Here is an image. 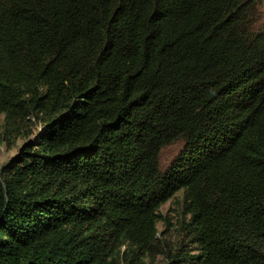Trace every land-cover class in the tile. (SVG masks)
Returning a JSON list of instances; mask_svg holds the SVG:
<instances>
[{"label": "trees", "instance_id": "1", "mask_svg": "<svg viewBox=\"0 0 264 264\" xmlns=\"http://www.w3.org/2000/svg\"><path fill=\"white\" fill-rule=\"evenodd\" d=\"M258 3L0 0V264H264Z\"/></svg>", "mask_w": 264, "mask_h": 264}, {"label": "rangeland", "instance_id": "2", "mask_svg": "<svg viewBox=\"0 0 264 264\" xmlns=\"http://www.w3.org/2000/svg\"><path fill=\"white\" fill-rule=\"evenodd\" d=\"M257 18L254 20V30L264 25V0H260V4H257ZM21 138H19L12 147H8L5 144L0 146V167L4 165L11 157L16 155L19 151V146L22 143ZM182 140L175 142L174 144L165 146L159 154V163L161 170H165L171 164L172 160L175 158L180 148L182 147ZM181 194L182 192H177L170 200H168L161 207V214L166 218L164 224L158 225V230H163L167 233V238L170 241H174L177 238V232L174 227H177V223L181 219L180 215V204H181ZM166 222H169L168 225ZM146 264H164L165 260L161 254H154L151 258H148Z\"/></svg>", "mask_w": 264, "mask_h": 264}]
</instances>
